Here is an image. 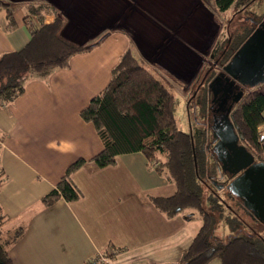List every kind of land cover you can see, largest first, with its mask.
Returning a JSON list of instances; mask_svg holds the SVG:
<instances>
[{
  "label": "crops",
  "instance_id": "0c3cea01",
  "mask_svg": "<svg viewBox=\"0 0 264 264\" xmlns=\"http://www.w3.org/2000/svg\"><path fill=\"white\" fill-rule=\"evenodd\" d=\"M46 1L63 19L62 35L75 43L112 32L47 81L28 82L13 103L0 108V207L9 218L6 228L24 229L9 254L14 264H84L98 253L110 260L97 264H177L201 225L199 215L167 217L152 204L151 197H169L175 186L140 152L97 167L91 158L103 144L79 113L108 84L128 36L148 68L186 88L210 65L218 18L201 0ZM24 17L15 10L10 26L0 10V54L29 41L28 25L38 24H26ZM53 18L48 13L44 21ZM78 159L85 163L70 177L80 199L44 204L42 198Z\"/></svg>",
  "mask_w": 264,
  "mask_h": 264
},
{
  "label": "trees",
  "instance_id": "16d2710c",
  "mask_svg": "<svg viewBox=\"0 0 264 264\" xmlns=\"http://www.w3.org/2000/svg\"><path fill=\"white\" fill-rule=\"evenodd\" d=\"M201 1L219 20L221 14L238 0ZM0 5L5 6V17L10 26L13 25L12 13L17 9L24 11L26 24L30 19L38 24L28 25L30 39L23 47L0 54V108L13 103L28 82L47 81L54 71L68 68L74 55L90 51L112 32L106 30L96 39L78 44L62 35L63 19L58 9L46 0H0ZM48 13L54 16L50 23L44 21ZM255 27L244 28L225 41L220 42L218 38L214 46V64L225 65ZM128 39L127 48L111 70L108 84L79 113L84 121L94 125L103 144L102 150L91 161L97 167H104L115 164L118 155L140 152L149 164L157 162L153 168L166 175L174 184L175 192L169 197H151L152 204L167 217L194 209L195 212L191 213H197L201 219L192 243L183 251L177 264H206L214 258H218L220 264H264L263 237L239 235L226 242L214 238L216 221L213 212L221 210L225 202H218V197L212 192L205 200L203 198L206 183L214 186L210 178L217 173V161L206 148L207 135L194 136L178 128L172 84L163 75L148 68L144 59L136 55L131 37L128 36ZM204 67L200 71V83L204 84L199 102L202 111L207 114V82L219 71ZM229 119L239 135L240 144L257 161L264 162V131L259 130L264 123V94L255 89L243 90ZM84 163L83 159H78L70 164L56 187L41 201L49 205L60 198L67 202L80 199L82 193L70 175ZM4 178L0 166V186ZM225 190L235 205L244 208L238 197L227 187ZM206 200L209 210L203 206ZM230 210L237 216L234 208ZM246 212L257 221L248 210ZM8 220L0 207V264H14L8 248L24 234L23 227L5 228ZM242 223H245L242 217L228 221L232 228Z\"/></svg>",
  "mask_w": 264,
  "mask_h": 264
},
{
  "label": "rangeland",
  "instance_id": "374dc122",
  "mask_svg": "<svg viewBox=\"0 0 264 264\" xmlns=\"http://www.w3.org/2000/svg\"><path fill=\"white\" fill-rule=\"evenodd\" d=\"M5 6L0 5V10H4ZM264 17V0H238L234 2L228 10L221 14L218 20V30L220 31L219 41H225L227 37L232 36L235 33L243 31L244 28H250L257 26V24ZM218 41V43H219ZM215 48L212 50L209 59H206L214 71H222V67L216 66L215 63ZM204 67V66H203ZM202 67V68H203ZM205 69V67L203 68ZM201 71V70H200ZM201 74L199 72L197 78L186 88L180 84L172 85V92L175 97V116L177 120V126L182 131L199 136L206 130L207 116L202 111L199 102L203 93V84H201ZM256 89V88H255ZM258 90V89H257ZM221 183V180H218ZM206 189H204L203 198L212 192L218 197V202H225L222 204L221 210L216 209L214 213L215 227L213 236L223 242L228 241L230 238L239 235L245 236H260L264 238V224L255 221L246 212V208L237 206L232 199H229L227 191L225 189L216 190L211 183H206ZM208 189V190H207ZM203 206L209 210L208 201H203ZM236 210L237 216L232 210ZM188 212H195L194 209L186 210ZM243 218L245 223L241 226L232 228L229 226L228 221H234L236 219ZM6 228V227H5ZM218 258L211 260L210 264H219Z\"/></svg>",
  "mask_w": 264,
  "mask_h": 264
},
{
  "label": "water",
  "instance_id": "95a60500",
  "mask_svg": "<svg viewBox=\"0 0 264 264\" xmlns=\"http://www.w3.org/2000/svg\"><path fill=\"white\" fill-rule=\"evenodd\" d=\"M222 77L238 90L234 102L242 95L244 87L253 88L264 84V18L231 59L222 66V71L210 81L209 87ZM232 106L223 118L224 129L222 128L223 132L217 136L218 141L215 146L218 149L225 147L230 151L229 170L232 169L233 174L242 172L226 187L242 201L243 206L255 219L264 222V162L255 161L254 156L245 146L238 143L239 135L229 119ZM213 183L215 184V181Z\"/></svg>",
  "mask_w": 264,
  "mask_h": 264
},
{
  "label": "flooded vegetation",
  "instance_id": "af4514ba",
  "mask_svg": "<svg viewBox=\"0 0 264 264\" xmlns=\"http://www.w3.org/2000/svg\"><path fill=\"white\" fill-rule=\"evenodd\" d=\"M215 75L207 82L209 103L206 114L207 116L206 130L204 133L207 135L206 148L209 151V153L212 155V157L215 158V160L217 161V173L212 178H210V181L215 186V188L225 189L227 184L242 171L233 174L231 171L232 169L229 170L231 163L229 160L230 151L225 147L218 149L217 146L215 145L218 141L217 136L220 133H222L224 129V121H223L224 116L227 114L230 106L232 105L234 106L242 95L239 97V99L236 102H234L238 90L235 87H233V85H231L229 81L224 79V77H222L211 87H209V83L215 77ZM213 92L215 93V95ZM238 143L240 144V141ZM254 160L257 161L255 157ZM218 180H221L222 182L219 183ZM213 181H215V184L213 183ZM218 186H220V188H218ZM257 221L264 224V222H261L259 220Z\"/></svg>",
  "mask_w": 264,
  "mask_h": 264
},
{
  "label": "built area",
  "instance_id": "2783aa9c",
  "mask_svg": "<svg viewBox=\"0 0 264 264\" xmlns=\"http://www.w3.org/2000/svg\"><path fill=\"white\" fill-rule=\"evenodd\" d=\"M256 88V89H255ZM251 89H255L258 92H261L264 94V84H260L256 87L253 88H249V87H244L243 90L249 91ZM258 89V90H257ZM157 165V162L153 161L151 163V166L154 167ZM109 257L106 255H103L101 253H98L95 257L90 258L89 260H87L84 264H97V263H108L109 262Z\"/></svg>",
  "mask_w": 264,
  "mask_h": 264
}]
</instances>
